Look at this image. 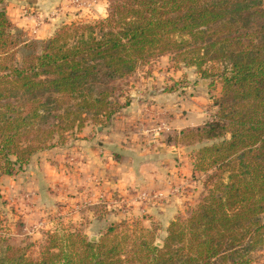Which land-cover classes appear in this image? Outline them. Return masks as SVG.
<instances>
[{"label":"trees","instance_id":"trees-1","mask_svg":"<svg viewBox=\"0 0 264 264\" xmlns=\"http://www.w3.org/2000/svg\"><path fill=\"white\" fill-rule=\"evenodd\" d=\"M0 0V179L15 176L56 139L88 123L105 126L121 84L153 59L222 81L218 112L202 125L164 134L194 146V168L212 183L162 246L157 230L92 241L81 228L45 234L37 256L0 248V264H254L264 246V0H110L107 16L65 24L15 64L14 26ZM31 49V47H29ZM216 64L217 72L205 65ZM216 171V172H214ZM101 208L96 206L94 209Z\"/></svg>","mask_w":264,"mask_h":264},{"label":"crops","instance_id":"crops-1","mask_svg":"<svg viewBox=\"0 0 264 264\" xmlns=\"http://www.w3.org/2000/svg\"><path fill=\"white\" fill-rule=\"evenodd\" d=\"M58 3L7 0L5 7L14 32L31 36L37 18ZM59 20L42 22L36 38L51 37ZM161 63L168 68L153 71L144 83L131 87L128 104L107 125L88 124L70 144L42 151L20 174L2 177V182L16 181L15 189L6 187L7 194L16 193L21 205L40 206L47 200L50 205L72 206L70 216L87 224V233H97L119 219L110 208L111 199L120 197L130 207L124 218L139 220L146 228L157 224L166 231L186 206L200 201L206 175L194 168L192 146L167 145L164 134L204 124L216 107L215 91L193 69L176 70L169 57ZM143 193L162 197L144 201Z\"/></svg>","mask_w":264,"mask_h":264},{"label":"rangeland","instance_id":"rangeland-1","mask_svg":"<svg viewBox=\"0 0 264 264\" xmlns=\"http://www.w3.org/2000/svg\"><path fill=\"white\" fill-rule=\"evenodd\" d=\"M109 4L110 0H80V4L73 3L72 0H59L58 5H56L53 10L46 11L47 13L39 17V19L43 21L42 25H44V23L51 22L52 18L60 17L59 23L54 32L55 34L56 31L65 24H71L74 22H94L98 19L105 18L107 16ZM54 34L46 39H37V35L35 34L28 36L27 34H24L20 31L16 32V46L13 49V53L15 55L14 63L21 65L25 57L29 54H40L44 43L52 38ZM29 47H31V49ZM163 57L156 60L153 59L147 65L142 66L132 78L124 81L121 84L123 94L121 93V95L116 98L117 105H124L126 100L129 98L127 93L130 91L131 87L138 86L139 83L142 82L144 83V80L147 79L153 71L161 72L162 70L168 68V65L165 63L160 64ZM170 64L172 68H175L176 70H181L184 67L183 64H176L172 61H170ZM213 66L215 67L214 70H212ZM218 67L222 66L210 63L205 65L207 70H212L215 73L217 72ZM191 69H193L192 71H194L199 78L204 79L205 83L210 84L212 90L215 91L214 98H221L222 81L220 78H205L194 67ZM214 102L215 100L213 99V103ZM215 109V113L213 114L218 112V107ZM88 124L96 125L92 122ZM77 134L79 133H69L67 136H65L64 140L57 138L55 146H66L67 144H70L77 138ZM209 144L210 143L207 142L201 144L195 143L194 146H192V150L193 152H197ZM46 150L48 149L41 150L38 153ZM8 180V182L0 181V248H3L4 250L7 245H10L14 248H24L30 256L35 257L39 253V246L46 238L45 234L48 231L55 229L70 231L74 230L75 228H81L89 237L91 234H96L95 237H93L95 239L91 238V240L97 241L101 237V232L104 231L109 224L114 223L113 220L112 222L108 223V225L103 230H100L97 233L93 230L87 233V224L82 222L80 225L81 222H79V220L75 222V220L72 219L73 217L70 216V213H72L73 210L72 206L68 207L64 203L50 205L47 200H43L40 206L37 204L30 205L29 203H24V205H21L22 203L17 201L18 195H16V193H12L11 191V193L7 194V186L10 189H15L16 186L14 184V182H16L15 180L13 181L12 178ZM205 185V190L200 198V201L197 204L186 206L184 212L179 214L180 216H187L190 210L196 207L207 195L212 183L209 182ZM113 199L115 198L113 197ZM116 199L118 200V203L114 204V201H112L113 206L110 208L113 213L116 212L117 215L120 216L119 219L115 221L118 223V229L115 234L124 235L127 231L141 233V231L151 230L156 226L157 230L155 231L154 237L156 243L159 246H162L165 238L168 235V228L165 231L164 228L157 224L153 225L151 228H146L139 220H134L133 222L132 220H127L126 217L124 218V216L126 214L125 212L130 208L129 204L126 201H123V199L120 200V197H117ZM77 210H80L81 212L84 210V208H79ZM252 255L255 260L254 264H264V246L253 251Z\"/></svg>","mask_w":264,"mask_h":264},{"label":"built area","instance_id":"built-area-1","mask_svg":"<svg viewBox=\"0 0 264 264\" xmlns=\"http://www.w3.org/2000/svg\"><path fill=\"white\" fill-rule=\"evenodd\" d=\"M73 3H76V4H80V0H72ZM38 20L35 22L34 26L32 27V33L37 35L39 33V30H40V26L42 24L43 21H41L39 19V17L37 18ZM161 194H155V195H151V196H148L147 194L143 193V194H140V198L144 201H147V200H159L161 198ZM112 201H114V204L118 203V200L117 199H113ZM78 206H80L78 204ZM78 206H76L78 208ZM76 208V209H77Z\"/></svg>","mask_w":264,"mask_h":264},{"label":"water","instance_id":"water-1","mask_svg":"<svg viewBox=\"0 0 264 264\" xmlns=\"http://www.w3.org/2000/svg\"><path fill=\"white\" fill-rule=\"evenodd\" d=\"M93 239H95V238H93Z\"/></svg>","mask_w":264,"mask_h":264}]
</instances>
